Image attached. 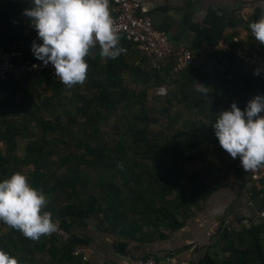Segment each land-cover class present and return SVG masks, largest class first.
<instances>
[{
	"label": "trees",
	"instance_id": "trees-1",
	"mask_svg": "<svg viewBox=\"0 0 264 264\" xmlns=\"http://www.w3.org/2000/svg\"><path fill=\"white\" fill-rule=\"evenodd\" d=\"M262 14L264 9L255 17ZM119 35L126 53L114 60L102 58L97 45L85 58L88 73L83 85L68 88L48 71L0 81V182L16 172L26 175L29 184L46 196L44 211L51 210L53 220L69 233L66 240L50 234L33 241L9 227L0 233V251L18 264H90L86 250L90 239L67 227L78 218L84 228L92 221L98 231L113 236L115 253L132 261L131 249L137 244L166 238V232L184 227L226 172L223 156L210 147L217 140L213 125L218 113L230 110L233 102L244 110L256 89V95H264V72L253 75L256 67L232 77L204 79L202 85L209 91L204 95L196 90L195 81L177 79L176 55L154 67L140 51L130 53L137 46ZM230 39L225 40L240 46ZM128 72L132 87L125 84ZM166 84L176 87L151 92ZM48 114L55 115L47 119ZM191 114L193 119L187 116ZM114 115L116 141L109 145L107 132L100 134ZM157 122L161 127L154 132L150 124ZM74 125L80 133L65 143ZM19 139L26 140L22 155ZM187 162L203 167L190 173ZM260 220L235 233L222 224L215 238L230 255L208 254L198 264H264ZM76 249L86 252V260L84 255L74 256ZM44 256L47 260L40 263Z\"/></svg>",
	"mask_w": 264,
	"mask_h": 264
},
{
	"label": "crops",
	"instance_id": "crops-1",
	"mask_svg": "<svg viewBox=\"0 0 264 264\" xmlns=\"http://www.w3.org/2000/svg\"><path fill=\"white\" fill-rule=\"evenodd\" d=\"M151 7L154 25L164 31L176 51L189 49L195 55L204 54L206 62L195 67L189 65L183 71L173 72L177 79H187L203 84L204 79L219 74L232 77L234 74L248 73L255 69L252 63H245L237 57H218L209 51L226 37H238L236 43L248 51L259 45L251 34L249 25L258 21L255 13L264 9V0H145ZM31 7V0H0V54L16 52L14 60H35L31 51L33 41L42 43L37 32L30 26V21L22 15L25 8ZM138 48L132 47L130 53L145 55ZM125 84L132 87V74H125ZM176 87L166 84L164 90ZM156 91L158 89H155ZM155 93V92H154ZM255 90V95L257 94ZM156 94V93H155ZM253 95V96H255ZM210 147L213 153L224 158V174L219 184H212L216 190L211 192L204 204L196 209L184 227L173 232H166L168 237L158 238L149 243L137 244L131 249L134 259L155 257L158 264H198L206 255L228 257L230 250L223 249L218 238L209 237L210 227L215 220H220L232 233L248 229L261 221L259 214L264 211V178L258 181L250 179L245 173L239 158L233 160L220 146L218 139ZM219 155V156H220ZM51 210H49L50 212ZM78 218L67 227L71 232L90 239L87 246V259L90 264H130L132 258L115 253L114 237L97 230L90 221L86 228ZM0 222V233L8 230ZM232 239V236H229ZM167 262L166 260L169 259Z\"/></svg>",
	"mask_w": 264,
	"mask_h": 264
},
{
	"label": "clouds",
	"instance_id": "clouds-1",
	"mask_svg": "<svg viewBox=\"0 0 264 264\" xmlns=\"http://www.w3.org/2000/svg\"><path fill=\"white\" fill-rule=\"evenodd\" d=\"M22 15L30 21L42 43L33 41L36 59L54 66L55 76L71 88L87 79L86 57L99 45L102 58L116 59L126 49L109 10V0H31ZM259 45H264V14L249 25ZM261 69L253 71L260 75ZM198 92L208 95L205 85L196 83ZM163 93V89H161ZM264 95L250 99L244 110L235 102L230 110L218 113L213 125L221 148L235 160L239 158L247 173L264 167ZM46 196L32 187L28 177L16 172L0 182V222L18 230L25 238L38 241L57 231L52 213L44 211ZM0 264H18V260L0 251Z\"/></svg>",
	"mask_w": 264,
	"mask_h": 264
},
{
	"label": "built area",
	"instance_id": "built-area-1",
	"mask_svg": "<svg viewBox=\"0 0 264 264\" xmlns=\"http://www.w3.org/2000/svg\"><path fill=\"white\" fill-rule=\"evenodd\" d=\"M109 10L119 34L125 35L126 39L134 43L139 50L150 57L152 66L158 67L160 63L166 61L172 55L177 56V62L174 66V71L176 72L183 71L189 65L200 67L206 62L204 54L195 55L189 49L178 51L174 49L169 36L154 25L151 7L145 0H109ZM236 41H238V37L233 39L234 43ZM209 51L210 53L223 51L229 55H235L238 59L245 63H252L256 68H260L264 72V48L245 51L239 45L235 46L232 44L231 41L222 40ZM15 55L16 52L0 54V81L10 76L26 78L29 75L44 71L55 75L54 66L51 63L44 66L43 62L38 59L17 61L14 60ZM249 173L252 181H258L264 178V167ZM259 216L264 220V211ZM54 222L58 227L57 231L52 234L66 240L69 237L68 231L63 229L59 222ZM222 224L223 222L220 220L213 221L208 236L215 237ZM85 253L83 249H76L74 256H83ZM84 257L86 260L85 255ZM166 261L169 262L170 257ZM130 264H158V261L155 257L138 258Z\"/></svg>",
	"mask_w": 264,
	"mask_h": 264
},
{
	"label": "rangeland",
	"instance_id": "rangeland-1",
	"mask_svg": "<svg viewBox=\"0 0 264 264\" xmlns=\"http://www.w3.org/2000/svg\"><path fill=\"white\" fill-rule=\"evenodd\" d=\"M151 92L154 94V92L155 93H160L161 92V90L160 89H158L157 91L154 89V90H151ZM165 92V90L163 89V93ZM162 93V92H161ZM151 98V97H150ZM180 109H181V106L180 105H178L177 107H175V111L176 112H178V111H180ZM53 115H55V114H53ZM53 115H47V116H45V117H48L47 119H51V116H53ZM186 115V114H185ZM187 116H190L191 117V119H193L194 118V115L193 114H191V115H187ZM115 119H116V116L114 115L113 117H112V119L109 121V123H108V126H106V127H103L102 128V130H101V134H100V136L101 135H103L105 132H107V136L106 137H108V139H109V145H111V143L112 142H115L116 141V138H115V136H114V131H115V128H114V126L116 125V123H115ZM165 122V121H164ZM160 127H161V124L159 123V122H157V123H153V124H150V129H152V131H154V132H156V131H158L159 129H160ZM180 128H181V124H180ZM69 129H72V130H69L70 131V133L71 134H69L68 133V131H67V134H66V142L65 143H67V142H69L70 141V139H71V137L72 138H74L73 136H75L76 134H79L80 133V130H81V128H79L78 126H72L71 128H69ZM86 132L87 131H90V129L88 128L87 130H85ZM79 132V133H78ZM82 137H85V136H82ZM92 143H94V142H92ZM113 144V143H112ZM25 145H26V140L25 139H19V141H18V147L20 146V148L18 149V154H20V155H22L23 154V149L25 148ZM65 145V144H64ZM63 145V146H64ZM72 146V145H71ZM1 148L2 149H4V143H1ZM67 148H69V147H67ZM75 151H81V149H79V148H75L74 149ZM203 167V164H201V163H196V162H187L186 163V168L188 169V171L190 172V173H193L194 171H197V170H200V168H202ZM45 260H47V258H46V256H44L43 258H41V260H40V263H43V261H45Z\"/></svg>",
	"mask_w": 264,
	"mask_h": 264
}]
</instances>
